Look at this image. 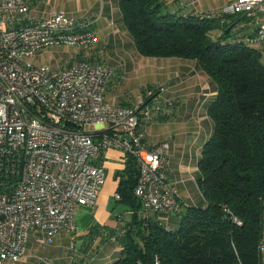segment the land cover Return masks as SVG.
<instances>
[{
    "label": "built area",
    "instance_id": "2783aa9c",
    "mask_svg": "<svg viewBox=\"0 0 264 264\" xmlns=\"http://www.w3.org/2000/svg\"><path fill=\"white\" fill-rule=\"evenodd\" d=\"M34 0H0V264L22 261L31 231L41 243L75 233L82 207H93L106 172L105 152L136 158L135 192L146 213L179 211L177 191L164 173L169 143H144L143 120L166 116L158 89L118 104L105 94L114 69L78 59L97 40L95 18L52 10L32 18ZM220 14L254 20L246 42L264 48V0H234ZM49 46L74 50L65 66L51 68L33 57ZM95 127L86 132L82 126ZM263 251L264 247H260Z\"/></svg>",
    "mask_w": 264,
    "mask_h": 264
},
{
    "label": "trees",
    "instance_id": "16d2710c",
    "mask_svg": "<svg viewBox=\"0 0 264 264\" xmlns=\"http://www.w3.org/2000/svg\"><path fill=\"white\" fill-rule=\"evenodd\" d=\"M118 6L140 55L195 60L217 93L207 108L213 132L198 161L204 206L180 205L174 221L146 213L135 192L138 163L125 153L115 202L130 215L117 217L114 229L89 232L116 249L106 264H264V64L261 50L245 40L253 32L237 27L252 19L180 15L164 0H118Z\"/></svg>",
    "mask_w": 264,
    "mask_h": 264
},
{
    "label": "crops",
    "instance_id": "0c3cea01",
    "mask_svg": "<svg viewBox=\"0 0 264 264\" xmlns=\"http://www.w3.org/2000/svg\"><path fill=\"white\" fill-rule=\"evenodd\" d=\"M232 1L234 0H164L168 11L180 15H219L221 8ZM52 10L77 17L95 18L97 40L91 50L83 52L84 57L96 59L99 47L104 48V53L108 52L111 46L115 47L111 49L112 53L118 48L125 51L124 54L130 51L129 47L131 48L133 41L123 25L118 0H34L30 6V16L32 18L47 16ZM237 27L241 28L244 34H249L254 32L256 24L253 19H247L241 21ZM41 52L42 50L33 58ZM105 63L113 68V64L106 60ZM119 65L122 66L120 61ZM167 68L158 69L157 77L160 82L150 85L149 88L158 89L160 103L162 106L169 103L171 110L164 117L143 120L141 130L144 143L147 147H151L168 141V157L163 170L177 191L181 208L204 206V198L197 183L198 161L203 144L213 132V122L208 116L207 108L216 96V85L195 60L172 61ZM111 82L112 78L106 90V100L125 105L133 103L134 97L124 92L118 94L111 92ZM124 163L123 151L110 148L105 152L102 164L106 177L96 203L93 207L81 208L77 218V230L75 234L69 233L81 245L80 252H84L86 258L79 257L72 264H106L116 255V249L109 243L105 245L99 242L97 236L91 237V242L84 247L85 239L82 235L89 233L91 229H98V232L114 229L118 224L117 217L120 215L124 218L129 217L130 212L123 205L115 202L118 185L115 175L124 168ZM161 217L175 220L172 215H160ZM30 235L39 237L37 231H31ZM28 247L27 241L25 255ZM24 263L26 261L22 264Z\"/></svg>",
    "mask_w": 264,
    "mask_h": 264
},
{
    "label": "rangeland",
    "instance_id": "374dc122",
    "mask_svg": "<svg viewBox=\"0 0 264 264\" xmlns=\"http://www.w3.org/2000/svg\"><path fill=\"white\" fill-rule=\"evenodd\" d=\"M113 45L115 46V44ZM109 48V51L104 53V48L99 47L96 55L97 57L99 56L100 59H103L104 62L106 60L113 64L115 71L112 77L110 91L116 92L117 94L124 92L128 96L134 98L137 94L147 92L150 85L160 82L159 77H157V73L159 72L158 69L167 68L172 61L192 62V60L176 57L158 58L142 56L136 51L132 42L131 48L129 47L130 51L126 54H124L125 51L119 48L112 53L111 49L115 47L111 46ZM259 49L261 50V61L264 64V48ZM73 50L74 49L69 46H49L43 49L40 55L33 58V61L35 63L46 64L51 68L65 66ZM119 61L122 65L121 67H119ZM82 128L86 132L95 130V127L89 123L83 125ZM71 234L66 231L60 232L56 234L51 241L45 243H41L37 236L30 235L28 238L29 247L25 258L19 262H5L2 264H22L23 261H26L24 264H72L73 262L75 263L79 257L86 258L84 252H80L81 245L72 238L73 235ZM92 235L94 234L86 233L82 235L83 239H85L84 247H86L87 243L91 242ZM262 253L264 255V250Z\"/></svg>",
    "mask_w": 264,
    "mask_h": 264
}]
</instances>
